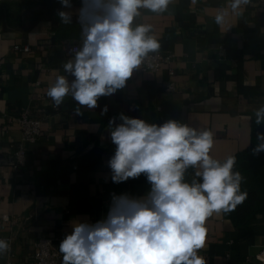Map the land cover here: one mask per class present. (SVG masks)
Segmentation results:
<instances>
[{
  "label": "crops",
  "instance_id": "0c3cea01",
  "mask_svg": "<svg viewBox=\"0 0 264 264\" xmlns=\"http://www.w3.org/2000/svg\"><path fill=\"white\" fill-rule=\"evenodd\" d=\"M69 3L70 8L61 0H0V236L13 237L15 264H28L39 237H56L59 245L73 221L102 219L113 194L139 198L150 190L145 174L112 182L111 118L119 124L123 113L149 124L175 120L198 132L209 130L210 154L223 162L249 146L252 118L264 107V0H250L240 14L232 11V0H171L162 12L140 8L132 24L150 26L157 51L171 55L169 61L156 72L140 65L124 88L101 97L95 109L80 106L77 114L78 102L70 95L54 108L47 89L57 75H66L63 65L83 41L81 0ZM50 6L70 13L71 23L55 18ZM222 13L225 20L218 24ZM169 81L174 91H165ZM24 111L42 120V134L27 146L26 164L15 168L10 156L22 136L16 119ZM190 168L185 181H199L197 169ZM205 227L198 252L205 264H249L248 257L264 247L259 236L241 252L225 213H214Z\"/></svg>",
  "mask_w": 264,
  "mask_h": 264
},
{
  "label": "clouds",
  "instance_id": "9594fccd",
  "mask_svg": "<svg viewBox=\"0 0 264 264\" xmlns=\"http://www.w3.org/2000/svg\"><path fill=\"white\" fill-rule=\"evenodd\" d=\"M171 0H81L78 23L82 46L63 65L47 89L54 106L71 96L80 106L95 109L98 100L125 87L150 52L159 49L149 35L150 26L132 27L140 8L166 10ZM250 0H232L240 14ZM71 7L69 0H61ZM64 24L68 12L58 13ZM226 13L216 16L222 23ZM67 76L74 79L69 81ZM107 111V108L103 110ZM109 120L115 154L108 161L112 182L119 184L145 174L150 190L136 198L112 195L106 215L90 223L75 220L72 232L59 244L62 264H205L198 255L205 245V223L214 213H231L248 197L242 190L245 177L233 171L234 155L223 162L212 157L213 133L197 131L175 120L162 125L121 113ZM264 120V107L256 112V124ZM254 155L264 152V134L257 133ZM196 168L199 181H185L188 168ZM10 245L0 240V253Z\"/></svg>",
  "mask_w": 264,
  "mask_h": 264
},
{
  "label": "trees",
  "instance_id": "16d2710c",
  "mask_svg": "<svg viewBox=\"0 0 264 264\" xmlns=\"http://www.w3.org/2000/svg\"><path fill=\"white\" fill-rule=\"evenodd\" d=\"M51 4L52 0H45ZM50 13L59 19V10L50 6ZM56 34L52 40L56 41ZM251 140L249 146L236 153L237 163L233 171H239L245 177L242 183V190L247 191L248 197L242 205L237 206L236 210L231 213H225L231 220L237 238L240 243L241 252H245L248 247L254 244L257 237L264 235V152L254 155L252 149L258 143L257 133L263 134L264 120L258 125L256 117L251 122ZM36 142V141H35ZM31 142L26 145L35 143ZM193 172L188 168L185 172V179L188 174Z\"/></svg>",
  "mask_w": 264,
  "mask_h": 264
},
{
  "label": "built area",
  "instance_id": "2783aa9c",
  "mask_svg": "<svg viewBox=\"0 0 264 264\" xmlns=\"http://www.w3.org/2000/svg\"><path fill=\"white\" fill-rule=\"evenodd\" d=\"M73 48H77L74 46ZM15 49H23L28 51V47L15 46ZM222 50V49H221ZM171 55H164L159 51L150 52L141 64V69L144 72H156L160 69L165 61H169ZM176 89L175 84L169 81L165 85V91L171 92ZM55 108V106H53ZM18 122L22 128V136L16 144L10 156V163L17 168L26 164V145L37 141L42 134V120L31 116L27 111H24L19 116ZM94 144L88 145V148H93ZM5 221L8 220L7 215L2 217ZM264 241V235H262ZM0 240L7 242L10 247L7 251L0 253V256L5 258L3 264H15L13 261V242L12 236H0ZM58 238L41 236L34 242V249L28 264H62V254L59 252ZM249 264H264V247L255 255L248 257ZM17 264V263H16Z\"/></svg>",
  "mask_w": 264,
  "mask_h": 264
}]
</instances>
